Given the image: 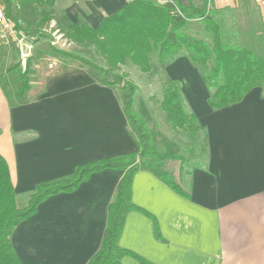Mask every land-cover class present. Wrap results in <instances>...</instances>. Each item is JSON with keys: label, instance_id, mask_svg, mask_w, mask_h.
<instances>
[{"label": "crops", "instance_id": "crops-1", "mask_svg": "<svg viewBox=\"0 0 264 264\" xmlns=\"http://www.w3.org/2000/svg\"><path fill=\"white\" fill-rule=\"evenodd\" d=\"M130 1L55 2L65 3L64 16L77 19L73 24L97 28L104 17ZM192 1L198 7L204 3ZM211 2L215 9L232 10L235 16L240 7L249 17L256 13L258 25H246L245 33L263 44L264 0ZM248 6L255 13L245 10ZM31 54L36 63L24 70L28 87L22 93L21 80L10 69L13 65L2 64L0 57V154L15 196L25 198L39 183L66 178L82 164L137 148L116 86L80 63L62 64L48 72L42 57ZM164 73L167 79L180 81L205 133L206 157L187 175L181 173L179 159L164 161L163 170L182 192L151 171L133 174V207L125 214L118 238L119 247L127 251L120 263L264 264V86L253 87L238 102L212 109L209 90L186 56L165 66ZM148 110L153 145L164 153H181L170 124L157 122ZM123 175L121 169L104 168L90 173L74 189L43 199L12 231L11 243L20 262L87 264L100 248L108 206Z\"/></svg>", "mask_w": 264, "mask_h": 264}, {"label": "trees", "instance_id": "trees-1", "mask_svg": "<svg viewBox=\"0 0 264 264\" xmlns=\"http://www.w3.org/2000/svg\"><path fill=\"white\" fill-rule=\"evenodd\" d=\"M6 1L7 16L18 30H25L12 13L11 0ZM56 0H17L18 6L27 11L37 5L52 6ZM204 0L201 7L192 0H132L113 14L107 15L97 28L86 23L68 26L66 34L76 43H94L104 57L107 68L84 58V65L94 69L108 85L117 86L122 111L137 145L134 152L121 156L92 161L76 167L66 178L39 183L30 194L27 204L18 207L10 172L0 154V264H22L11 243L14 227L32 215L37 205L46 197L60 191H70L92 172L104 168L124 171L117 184L112 202L108 206V219L98 251L87 264H121L127 251L118 245L125 214L133 207L131 178L136 171L148 170L175 190L182 192L172 176L163 170L167 158L180 160V171L187 175L206 157L205 133L188 106L180 81H165L160 108L166 121L175 131L174 139L181 153H164L152 142L145 118L135 108L138 87L115 73L118 64L129 60L142 71L151 70V55L167 66L176 58L186 56L198 70L209 90L208 104L217 109L238 102L253 87L264 86V56L244 47L239 36L235 14L232 10H218ZM51 12L41 13L40 25L51 20ZM26 33V30L24 31ZM264 44V17L261 20ZM15 66L10 67V69ZM19 93L28 87L27 71L20 73ZM5 86V85H4ZM6 94L8 90L4 87Z\"/></svg>", "mask_w": 264, "mask_h": 264}, {"label": "rangeland", "instance_id": "rangeland-1", "mask_svg": "<svg viewBox=\"0 0 264 264\" xmlns=\"http://www.w3.org/2000/svg\"><path fill=\"white\" fill-rule=\"evenodd\" d=\"M11 1L12 13L19 19V23L26 30V33L24 32L25 30H21L25 36V42L27 44L26 47H23L22 52L25 57V61L23 62L21 60L22 54L20 53L17 44L14 41H11L10 38L0 43V57L2 64L9 63L15 66L12 70L14 71L17 81L20 80L21 72L36 63L33 61L35 58L31 54L32 51L38 54V58L42 57V61L40 62L44 63V67L48 72H53L62 64L80 63V65H83V63L76 57L87 59L101 66L103 69L108 67L104 57L96 50L94 43L78 44L74 39L70 38L66 34L68 26L77 21V19L75 17L76 20L74 19L75 21H73L64 16L66 15L63 10L65 3L55 2L52 6L37 5L27 11H23L21 7L18 6L17 0ZM211 1L212 0H209L208 4L212 6ZM2 3L6 9V1L3 0ZM262 7L264 8V4ZM245 10H250L251 12L254 10L255 13V9L251 6L245 7ZM48 11L51 12V20L40 25L39 20L41 13ZM255 14H252L253 16L251 15V17H249L244 14L243 8L240 7L237 15L235 16V20L237 22L238 29L243 35L241 44L257 54L264 56V46L261 43V39H257L255 37L254 39H250L248 36L246 37L247 34L245 33L247 29L245 27L246 25H258L254 17L256 16ZM57 33L62 34L64 39L63 42H65L64 46H60L61 43L57 46H53L51 44V41L54 40ZM116 68L117 69H115V71H112V73L108 75V78L111 79V75L115 73L119 76H124L126 80H129L137 85L138 94L135 98V102L138 107L137 111H139L145 120H149L147 114L149 111L148 109H150L157 122L166 123L165 112L160 108V101L162 99L164 83L169 79H167L164 73V65L157 61L156 56L154 54L151 55V70L149 72L142 71L138 66L132 64L129 60H126L123 64H118ZM6 78L7 76L5 72H3L1 75L2 85L4 84V87L9 92V85ZM14 86L17 87L18 84ZM116 88L118 87L116 86ZM170 134L174 137L175 131L172 128H170ZM29 197L30 195L27 198L21 195L15 197L17 206H25Z\"/></svg>", "mask_w": 264, "mask_h": 264}, {"label": "built area", "instance_id": "built-area-1", "mask_svg": "<svg viewBox=\"0 0 264 264\" xmlns=\"http://www.w3.org/2000/svg\"><path fill=\"white\" fill-rule=\"evenodd\" d=\"M2 2L3 0H0V43L6 41L8 38L13 39L17 44L20 53L22 54L23 47L27 46L25 42V36L23 35L21 30H18L16 28L14 21L7 16L6 9ZM158 2L165 3L171 2V0H158ZM63 41L64 39L62 37V34L57 33L54 40L51 41V44L53 46H57L59 43H61L60 46H64L65 42ZM21 60L23 62L25 61V57L23 54L21 55Z\"/></svg>", "mask_w": 264, "mask_h": 264}]
</instances>
